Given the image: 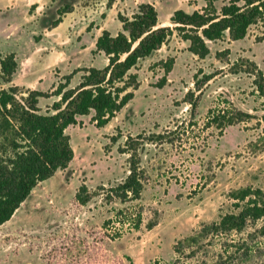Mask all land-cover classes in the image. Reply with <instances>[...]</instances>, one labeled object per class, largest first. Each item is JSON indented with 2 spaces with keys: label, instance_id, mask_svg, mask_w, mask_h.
<instances>
[{
  "label": "rangeland",
  "instance_id": "rangeland-1",
  "mask_svg": "<svg viewBox=\"0 0 264 264\" xmlns=\"http://www.w3.org/2000/svg\"><path fill=\"white\" fill-rule=\"evenodd\" d=\"M142 2L154 6L159 26H171L175 10L204 6L203 0H0V56L14 54L18 63L10 84L0 77V90L15 86L18 98L33 90L50 93L76 69L103 67L107 60L94 52L96 39L103 31L116 35L118 13L131 16ZM66 5L72 11L59 17ZM263 33L257 24L242 40L209 43L204 59L174 34L139 65L132 100L107 125L97 127L90 114L67 127L73 158L0 226V264H168L176 242L232 209L230 192L264 189V98L246 62L264 74ZM168 59L174 62L165 75ZM56 101L40 98L38 106L53 113ZM226 103L251 118L222 130L207 125L209 111ZM12 140L0 128V160L13 156ZM131 162L143 177L140 200H106ZM81 185L93 196L85 206L75 200ZM135 212L142 214L138 228L120 225L135 220ZM262 246L253 264L264 263Z\"/></svg>",
  "mask_w": 264,
  "mask_h": 264
},
{
  "label": "trees",
  "instance_id": "trees-1",
  "mask_svg": "<svg viewBox=\"0 0 264 264\" xmlns=\"http://www.w3.org/2000/svg\"><path fill=\"white\" fill-rule=\"evenodd\" d=\"M204 6L191 13L175 10L171 26H159L158 14L150 3H139L131 16L118 13L121 29L116 35L103 31L95 41V53L102 54L107 63L103 67L76 69L56 83L50 93L27 91L18 98V88L0 90V128L13 135V156L0 160V226L8 221L17 208L41 182L65 169L73 158L67 127L76 125L79 117L92 114L97 127L107 125L133 98L138 88L139 65L158 51L176 34L187 43V50L199 59L210 54L209 43L227 37L232 41L245 38L257 24L264 27V0H203ZM220 4V5H219ZM72 11L71 5L58 10L59 17ZM60 19L51 26L56 27ZM261 39L264 40V33ZM173 59L163 63L164 74L172 68ZM255 72L253 84L259 97L264 98V74L251 61H246ZM18 70L14 54L0 56V77L10 84ZM80 73L75 86L71 79ZM162 82H165L163 79ZM56 97L53 113H42L39 99ZM209 111L207 125L222 130L242 123L251 115L236 110L230 103ZM143 177L131 162L126 178L111 186L105 198L120 204L140 200ZM231 210L217 221L203 224L184 241L173 246L174 258L168 264H253L262 252L264 242V189L245 187L229 193ZM85 185H81L75 200L85 206L92 199ZM125 215L127 209H113ZM129 213V212H128ZM130 215V213H129ZM141 213L122 221L120 225L141 224ZM134 216V217H133ZM113 221L107 219L109 226ZM264 264V263H262Z\"/></svg>",
  "mask_w": 264,
  "mask_h": 264
}]
</instances>
